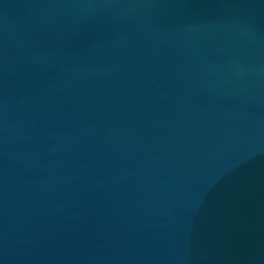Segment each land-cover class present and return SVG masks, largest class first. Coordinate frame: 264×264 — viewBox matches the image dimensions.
Returning a JSON list of instances; mask_svg holds the SVG:
<instances>
[{
	"label": "water",
	"instance_id": "obj_1",
	"mask_svg": "<svg viewBox=\"0 0 264 264\" xmlns=\"http://www.w3.org/2000/svg\"><path fill=\"white\" fill-rule=\"evenodd\" d=\"M0 264H264V0H0Z\"/></svg>",
	"mask_w": 264,
	"mask_h": 264
}]
</instances>
